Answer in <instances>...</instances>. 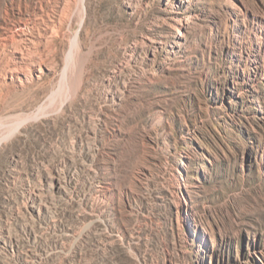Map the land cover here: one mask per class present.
Here are the masks:
<instances>
[{"label":"rangeland","instance_id":"1","mask_svg":"<svg viewBox=\"0 0 264 264\" xmlns=\"http://www.w3.org/2000/svg\"><path fill=\"white\" fill-rule=\"evenodd\" d=\"M0 264H264V0H0Z\"/></svg>","mask_w":264,"mask_h":264}]
</instances>
